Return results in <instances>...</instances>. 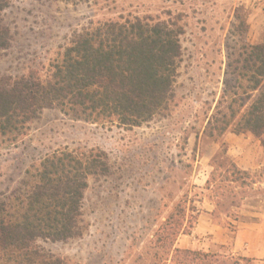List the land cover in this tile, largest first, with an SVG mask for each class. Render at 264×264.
<instances>
[{"label": "rangeland", "instance_id": "374dc122", "mask_svg": "<svg viewBox=\"0 0 264 264\" xmlns=\"http://www.w3.org/2000/svg\"><path fill=\"white\" fill-rule=\"evenodd\" d=\"M240 11L250 42H259L264 12L257 0H12L3 17L11 48L0 57V77L47 78L71 38L98 24L139 18L183 30L174 98L151 122L96 125L45 110L16 145L0 141V194L14 192L28 170L56 152L99 151L107 166V174L89 179L82 235L42 241L45 252L62 264H173L160 240L175 247L180 239L187 242L204 216L220 227L198 237L200 244L214 241L210 250H184L211 257L188 255L184 264H254L234 255L233 245L238 230L264 213V169L243 171L228 155L234 122L222 135L215 128L223 122L213 121L208 130L228 80L226 46ZM259 150L264 155L262 143ZM172 215L182 227L170 240Z\"/></svg>", "mask_w": 264, "mask_h": 264}, {"label": "trees", "instance_id": "16d2710c", "mask_svg": "<svg viewBox=\"0 0 264 264\" xmlns=\"http://www.w3.org/2000/svg\"><path fill=\"white\" fill-rule=\"evenodd\" d=\"M11 2L0 0V57L11 48V31L3 18ZM182 34L176 24L139 18L106 22L76 33L47 78L0 77L1 143L16 145L45 110L56 109L96 125L134 128L151 122L174 98ZM248 36L249 25L240 11L226 46L228 80L208 130L213 121L225 124L215 128L218 135L234 125L233 133L250 134L264 148V33L257 43ZM223 104L226 110L221 109ZM101 158L95 150L56 152L28 170L14 192L0 194V264H62L40 242H67L82 235L89 179L107 174ZM172 221L173 215L167 221L170 240L182 227L178 220ZM160 241L172 254L173 264H184L188 255L200 260L211 257Z\"/></svg>", "mask_w": 264, "mask_h": 264}, {"label": "crops", "instance_id": "0c3cea01", "mask_svg": "<svg viewBox=\"0 0 264 264\" xmlns=\"http://www.w3.org/2000/svg\"><path fill=\"white\" fill-rule=\"evenodd\" d=\"M256 0H250V2ZM259 1V10L264 12V0ZM254 143V144H253ZM260 141L250 134L228 133V155L234 159L237 167L243 171H259L264 169L263 151L259 150ZM255 150H253L255 147ZM198 221L191 237H185L176 244L179 249H198L203 251L210 250V244L214 241L208 240L200 244L198 237L218 233L219 226L214 223L211 217H204ZM234 255L249 259L254 264H264V213L260 216L258 223L242 226L236 233L233 245Z\"/></svg>", "mask_w": 264, "mask_h": 264}]
</instances>
